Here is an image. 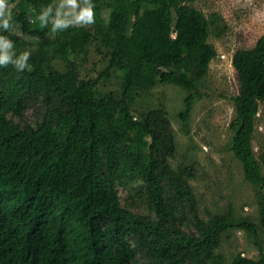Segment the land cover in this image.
Segmentation results:
<instances>
[{"label":"trees","instance_id":"16d2710c","mask_svg":"<svg viewBox=\"0 0 264 264\" xmlns=\"http://www.w3.org/2000/svg\"><path fill=\"white\" fill-rule=\"evenodd\" d=\"M62 1L20 0L8 27H0V264H264V154L258 157L253 143L264 103V35L233 55L241 99L228 143L256 190L258 216L226 228L222 218L231 214L200 218L191 167L172 168L176 146L168 114L155 109L136 118L133 110L142 93L185 75L189 89L179 117L185 124L190 119L217 57L209 43L211 22L191 6L196 0H150L161 7L155 27L136 19L148 0L117 1L113 23L96 24L92 33L108 59L93 82L78 79L73 61L65 72L56 69L63 55L24 51L39 37L45 46L61 44L65 54L86 53L87 28L52 29L59 19L51 7ZM113 70L124 73L119 94H86V85L94 88ZM30 110L35 124L22 128L12 120ZM139 144L147 151L133 152ZM99 149L112 165L109 174L121 165L133 175L126 205L110 189ZM138 205L145 211H136ZM230 228L254 238L258 260L238 254L228 261L217 253Z\"/></svg>","mask_w":264,"mask_h":264},{"label":"rangeland","instance_id":"374dc122","mask_svg":"<svg viewBox=\"0 0 264 264\" xmlns=\"http://www.w3.org/2000/svg\"><path fill=\"white\" fill-rule=\"evenodd\" d=\"M19 1L7 0L12 6V15L19 12ZM117 1L119 0H105L95 7L92 0H75V4L65 0L51 7L54 16L68 22L65 25L74 24L79 25L81 29L87 28L91 36L86 35L84 41L87 43L86 53L68 51L65 54L61 44L45 46L39 37L34 38L32 45L24 51L37 57L63 55L61 57L66 58L55 61L56 69L65 72L69 68L68 61H73L79 80L96 81L108 65V59L105 58L106 54L99 51L101 45L93 40L92 33L96 24L105 26L113 23L115 13L112 10ZM148 1L149 5L136 19L155 27L159 22L161 7L153 1ZM89 5L92 6L93 22L73 23L81 9ZM191 6L201 11L211 22L209 43L215 46L217 57L210 64L201 95L194 101L190 119L185 124L179 117L189 89L185 75L181 76L180 83H158L148 92L142 93L135 101L133 110L136 118L155 109L168 114L176 146L175 154L169 159L172 168L191 167L189 183L197 199L200 218L209 221L214 216L225 217L231 214L233 217L225 220L222 218V226L229 228L238 219L254 221L258 216L256 190L245 180L243 168L229 151L228 143L233 135L230 125L240 110L241 99L237 71L232 64L233 55L238 50L252 49L264 35V0H196ZM29 20L32 22L34 18L30 17ZM133 21L134 17L131 18L130 25ZM37 28L41 32L44 31L41 25ZM117 48L114 42L111 51L115 52ZM123 74L121 70H113L109 78L99 80L94 88L86 85V94H94L97 99L119 94ZM36 118V113L30 110L23 118L14 117L12 120L25 128L35 124ZM256 128L253 143L259 157L264 154V103L259 107ZM132 150L147 151L146 147L140 144L135 145ZM97 156L104 163V172L107 174L108 169L112 168L111 163H107V157L102 155L101 149ZM119 169H122L121 165L114 168L111 174L108 172L106 180L111 191L119 195L120 201L126 205V185L132 181L130 179L133 175L131 172L125 174ZM134 209L138 212L145 211L140 205ZM253 242L254 238L245 231L230 228L225 231L217 253L228 261L238 254L258 260L260 252Z\"/></svg>","mask_w":264,"mask_h":264},{"label":"clouds","instance_id":"9594fccd","mask_svg":"<svg viewBox=\"0 0 264 264\" xmlns=\"http://www.w3.org/2000/svg\"><path fill=\"white\" fill-rule=\"evenodd\" d=\"M73 4H75V0H71ZM11 5L7 2V0H0V27L2 28H7L8 27V20L12 16L11 12ZM46 11H43L40 13L39 19L41 20L42 23H44V17L46 16ZM92 23L93 22V13H92V6L89 5L86 8L81 9L80 13L77 14V18L73 23ZM68 23L67 21L63 20H56L55 23L53 24V31H55L56 27L59 25H63ZM28 53H25V59L27 57ZM4 60L7 59L5 56L3 58ZM25 65L21 64V67H24ZM28 66V65H27Z\"/></svg>","mask_w":264,"mask_h":264}]
</instances>
